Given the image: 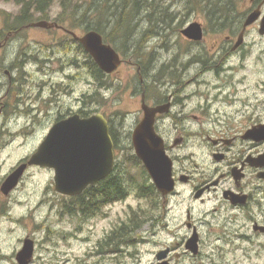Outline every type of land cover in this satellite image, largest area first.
Returning a JSON list of instances; mask_svg holds the SVG:
<instances>
[{"label":"flooded vegetation","instance_id":"obj_1","mask_svg":"<svg viewBox=\"0 0 264 264\" xmlns=\"http://www.w3.org/2000/svg\"><path fill=\"white\" fill-rule=\"evenodd\" d=\"M12 1L16 11L0 12V136L4 146L10 148L16 145L15 139L21 141L24 131L30 129L27 131L30 135L39 137L36 138L38 148L58 122L75 115L85 119L100 113L88 110L86 92H81L72 102L60 103V95L66 88L56 91V82L51 81L49 73L45 74L46 67L57 62L60 65H77L78 58V65L87 69V52L83 46L77 50L80 43L71 34L82 36L89 31L87 13L81 19L82 28L69 29L55 21L57 17H71L70 12L56 15L52 23L57 26L40 28L33 24L37 18L47 19V12L35 8L24 10V3L31 0ZM145 1V12L113 13L111 21H104L101 13L95 15L101 26L102 32L98 33L103 43L110 45L121 60L110 74L98 67L103 76L98 81L97 105L103 107L102 104L109 100L105 94L113 89L104 80L115 75L123 63L135 66L139 83L135 86L139 90L136 97L140 110L137 114L141 119L142 103L150 108L163 107L162 112L155 114L153 127L163 139L166 154L172 161L173 190L162 195L155 188L158 197L153 208L150 199L144 198L150 207L145 211L147 219L139 229L132 228L125 236L130 242L133 239L131 234L142 230L145 225L147 237L161 228L169 241L159 247L155 257L158 252L166 250L164 260L169 264L174 260L201 258L211 244H216L211 248L215 257L237 251L246 258L260 255L264 245V0H240L241 4L235 2L229 11H204L202 21H195V18L192 21L201 25L202 37L199 40L182 34L181 30L189 23L183 22L184 13H177L172 19L179 18V22L172 21L160 29L170 36L175 33L186 48L181 51L176 45L178 53L166 61H162L161 54L155 57V51L166 53L170 45L149 44L152 36L147 29L149 13ZM253 12L257 13V19L245 26L247 17ZM35 14L38 17H34ZM136 17H143L140 21L145 22V27L134 20ZM31 29L50 32L52 40L61 47L58 53H65L66 58V48L70 47L73 57L63 62L55 59L54 49L53 56H43L38 50L25 48L23 35ZM133 34L137 37L135 40ZM252 46L257 47L258 55L252 66L256 74L249 77L246 74L247 58L251 56ZM77 52L80 53L78 58ZM33 67L37 68L35 71H44L41 79L46 77L47 81L40 85L33 82L34 87L26 88V82L33 76ZM156 83L160 89L156 88ZM101 114L107 120L113 143V168L105 178L88 185L77 195H63L54 188L53 168L38 165L26 168L39 167L51 171L55 197L51 210L55 212L56 209L55 215L66 218L69 224L72 220L82 223L86 217H90L87 220L100 219L105 208L111 210L119 203L114 194L118 185L117 137L121 130L120 126H114V108ZM140 119H136V124ZM29 157L22 158L18 165L27 162ZM22 176L9 193L4 194L0 189L4 197H10L17 190ZM5 179L0 181V188ZM93 196L95 202H92ZM176 197L185 207L179 219L168 214L171 211L169 201ZM174 208L179 210L176 205ZM10 214L5 213V217ZM16 220L13 218L10 223L16 224ZM125 220L116 221L109 230H103L96 242L99 253L113 256L118 252L121 242L118 227ZM82 228L80 225L77 230ZM67 233L70 237L73 235L71 230ZM235 241L242 246L233 247ZM221 244L230 247L225 249ZM2 254L7 256V253ZM32 261L33 258L29 264ZM157 261L155 259L154 264Z\"/></svg>","mask_w":264,"mask_h":264},{"label":"rangeland","instance_id":"obj_2","mask_svg":"<svg viewBox=\"0 0 264 264\" xmlns=\"http://www.w3.org/2000/svg\"><path fill=\"white\" fill-rule=\"evenodd\" d=\"M92 1L72 0L70 9L75 4L85 6ZM97 1L99 2L100 0ZM113 1L115 2V0ZM158 1L163 2L165 5L169 4L167 15L170 19L176 17L177 13L180 12L185 14L183 15V22L187 21L190 23L194 21L193 18H195V21L199 19L202 21L201 18H204L202 15L204 11L197 8L196 5H186L187 0ZM236 2L237 4H241L240 0H236ZM145 6L146 1L140 0V12H142V8ZM5 10L16 11V6L12 0H0V12ZM44 12H47L48 18L39 20L53 22L56 15L64 11L60 7V0H51ZM67 12H70V10ZM36 16L38 17V14H35L34 17ZM135 19L141 24V27H145V22L140 21L143 17H136ZM148 21L147 29L151 26ZM172 21L177 23L179 22V18L177 20L174 18L169 23ZM64 26L68 28L65 23ZM156 32L161 33L158 34L159 36H157V33L153 35L149 39V44L154 45L159 43V45L167 44L170 46L166 53L165 51H155V57L161 54L163 57L162 61L171 60L172 55L178 53L176 45L181 51L185 50L184 43L181 39H178L175 33L170 36L164 30H156ZM52 35L48 31L31 29L28 32L25 31L22 44L25 48L38 50L41 54H44L43 56H53L52 49H54L55 59L62 60L63 62L66 58L73 57L71 49L66 52V58L64 56L65 53H58L61 47L52 40ZM133 38L135 40L137 37L133 34ZM72 48L75 49L74 47ZM123 54L125 55V53ZM249 55L251 56L247 58L248 67L246 74L250 77L256 74L254 68H252L253 62H255L258 55L256 46L251 47ZM78 56H80V53L77 52V58ZM78 61L79 58L77 59V65H70L68 63L60 65L57 62L51 67H46L45 72L47 73L45 74L48 75L49 73L52 78L51 81L56 82L54 85L56 91L66 88V90H62L60 103H64L63 101L67 103L72 102L74 97L79 96L81 92H86L87 108L89 111H99L102 113L109 112L111 108H114V114H116L114 122L115 125L120 126L122 140L125 143L129 142L131 144V131L136 124V119H140V115L137 114V110H140V107L136 97L139 95V90L135 88L139 84L138 77L136 76V67L131 66L129 63H123L115 75L107 77L104 80L113 89L105 94L109 96V100L102 104L103 107H101L97 105L96 101L98 97V81L89 72L88 66L87 69H83L78 65ZM133 61L135 62V59ZM32 69L34 70L33 76L26 82L28 85L26 88L32 87L33 82H35L34 85L36 83L40 85L43 81H47L46 77L44 80L41 79L44 77V73H42L44 71H35L37 68L34 67ZM155 85L157 89H160L159 84L156 83ZM69 89H71V94L69 93ZM55 96L57 97V94ZM26 130L29 131L30 129ZM27 131H24L23 139L21 141L20 139H15L16 145L10 148L4 146L3 137L0 136V181L6 178L12 171V168H15L22 158L30 156L36 150V138L39 139V137H34V135H30L31 133ZM33 139L35 140L34 142H32ZM119 152L118 150L117 153L119 154ZM20 181L21 183L18 184L17 190L10 197H4L0 192V264H18L15 254L22 247L21 241L27 238L33 240L35 243L32 264H154L156 251L161 245L169 241V237L161 228H157L147 237V225H145L142 230L131 234L133 239L128 244L120 245L118 252L114 253L113 256L108 253L101 254L96 249V242L103 230H109L116 221L121 222L127 219L132 210L149 209L147 201L137 198L135 194H131L127 199L119 201L111 210L105 208V213L100 219L93 218L92 220H87L90 217H86L82 223L72 220L69 224L66 218L57 214L55 215V208V212L51 210V207H54L52 201L53 199L55 200V197L52 192L51 183L53 182V176L50 170L30 167L24 172ZM175 205L179 207V210L174 208ZM169 206L171 209L168 212L169 216L175 215L179 219L185 208L181 204V200L176 197L172 201H169ZM7 212L11 214L5 217V213ZM13 218L17 219L15 221L16 224L10 223V220ZM181 218H184V216L182 215ZM79 224L83 228L78 231ZM152 228H150V231H152ZM70 230L73 234L71 237L67 233ZM85 237L87 239L83 240ZM235 243L233 247L242 246L237 244V241ZM221 245L225 249H229L230 247L224 244ZM215 246L216 244L207 246L206 252L210 256V259H206L208 256L205 252L201 258L174 260L173 264H214V262L216 264H264V245L260 255H251V257L247 258L242 256L240 251L235 253L228 252L215 257L211 251V248H215ZM2 253H7V256H3L4 254Z\"/></svg>","mask_w":264,"mask_h":264},{"label":"water","instance_id":"obj_3","mask_svg":"<svg viewBox=\"0 0 264 264\" xmlns=\"http://www.w3.org/2000/svg\"><path fill=\"white\" fill-rule=\"evenodd\" d=\"M257 17L256 12L251 13L244 25L253 23ZM33 26L50 28L57 24L38 20ZM181 32L193 40L202 37V28L197 22L189 23ZM71 34L105 73H112L120 65L117 52L110 45L104 44L101 35L95 30L82 36L73 32ZM141 107L143 115L131 132V144L134 154L142 162L156 189L166 195L174 187L172 161L166 154L163 139L153 127L154 116L157 112H162L163 107L150 108L144 103ZM113 161V143L105 117L101 113L85 119L75 115L52 127L28 161L19 164L7 176L0 189L7 194L17 185L27 166L38 165L54 169L56 192L77 195L88 185L105 178L112 171ZM33 251V240L24 239L23 246L16 255L18 264H29ZM166 253V250H162L156 254L157 264H169L164 260Z\"/></svg>","mask_w":264,"mask_h":264},{"label":"trees","instance_id":"obj_4","mask_svg":"<svg viewBox=\"0 0 264 264\" xmlns=\"http://www.w3.org/2000/svg\"><path fill=\"white\" fill-rule=\"evenodd\" d=\"M50 1L51 0H31V2H25L24 10L35 8L37 11L44 12L47 6H49ZM235 2L236 0H187L186 5H196L197 8L202 11L223 12L231 10L230 8L235 5ZM71 3L72 0H60V7H62L64 12L70 10L72 16L57 17L55 21L61 24L65 23L69 29L82 28L83 26L81 19L84 17V14L87 13L85 14L87 16V29L95 30L97 32H102V30L101 26L98 24V18L95 17L96 13H101L102 19L104 21H111V14L113 13H137L140 12L141 9L139 7L140 0H115V2L113 0H100L99 2L93 0L90 2V4H86L85 6L75 4L70 9ZM168 10L169 4L165 5L163 2L158 0H147V13H149L147 18L149 20L148 22L151 24L149 27L151 36L156 35V33H158L156 30L159 28L169 25L171 19L167 15ZM142 12H145V7L142 8ZM24 22H26V19H24ZM80 49H82V47L80 44H78L77 50L80 51ZM66 50H70V47L69 49L66 48ZM86 57L89 72L92 74L95 80L99 81V79H101L103 76L101 70L98 68L88 53H86ZM114 126L118 127L117 125ZM117 145L120 152L116 158L118 185L114 194V199L121 201L129 195L135 194L139 199L149 198L151 207H156L158 193L156 192L155 186L152 183L142 162L134 154L131 144L129 142L125 143L120 135L117 137ZM108 181L109 186H111L112 176L108 178ZM94 194L96 195V193ZM92 202H95L94 196ZM145 211L147 210H132L127 219L119 225L118 234L119 239L121 240L120 245L128 244L129 237H126L125 234L127 235L130 233L132 228L138 229L147 219V214ZM90 212H92V210L88 211L89 214Z\"/></svg>","mask_w":264,"mask_h":264},{"label":"bare ground","instance_id":"obj_5","mask_svg":"<svg viewBox=\"0 0 264 264\" xmlns=\"http://www.w3.org/2000/svg\"><path fill=\"white\" fill-rule=\"evenodd\" d=\"M156 29V28H155ZM160 29V28H159Z\"/></svg>","mask_w":264,"mask_h":264}]
</instances>
